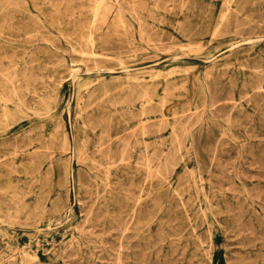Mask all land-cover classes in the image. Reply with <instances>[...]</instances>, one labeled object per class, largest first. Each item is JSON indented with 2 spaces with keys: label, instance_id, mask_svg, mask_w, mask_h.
I'll list each match as a JSON object with an SVG mask.
<instances>
[{
  "label": "rangeland",
  "instance_id": "obj_1",
  "mask_svg": "<svg viewBox=\"0 0 264 264\" xmlns=\"http://www.w3.org/2000/svg\"><path fill=\"white\" fill-rule=\"evenodd\" d=\"M100 1L0 0V264H264V0Z\"/></svg>",
  "mask_w": 264,
  "mask_h": 264
},
{
  "label": "bare ground",
  "instance_id": "obj_2",
  "mask_svg": "<svg viewBox=\"0 0 264 264\" xmlns=\"http://www.w3.org/2000/svg\"><path fill=\"white\" fill-rule=\"evenodd\" d=\"M101 1H103V0H101ZM100 1V2H101ZM21 2V1H20ZM127 2V1H126ZM3 4H4V2H2ZM97 3V2H96ZM262 4H264V3H262ZM98 5H99V3H98ZM0 6H2V5H0ZM6 6V5H5ZM4 6V7H5ZM14 6V5H13ZM9 7H11V5L9 6ZM93 7V6H92ZM98 7V6H97ZM126 7V6H125ZM33 8V7H32ZM119 9V8H118ZM117 9V10H118ZM137 9V8H136ZM151 9V8H150ZM91 10V9H90ZM110 11V10H109ZM122 11V10H121ZM92 12H95V10L93 11L92 10ZM129 12H131L130 10H129ZM152 12V11H151ZM149 13V12H148ZM96 14V13H95ZM95 14H93V15H95ZM140 14V13H139ZM3 15H5V14H3ZM104 15V14H103ZM116 15V14H115ZM102 16V15H101ZM123 16V15H122ZM142 16V15H141ZM93 17V16H92ZM151 17V16H150ZM136 18V17H135ZM112 19V18H111ZM138 19V18H137ZM92 20V19H91ZM119 20V19H118ZM111 22H113L112 20H110ZM139 21V20H138ZM151 22H152V19H151ZM36 23V22H35ZM106 23H108V22H106ZM117 23V22H116ZM101 24V23H100ZM122 24V23H121ZM154 24V23H153ZM30 25V24H29ZM146 26V25H145ZM200 26V25H199ZM239 26V25H238ZM104 27V26H103ZM111 27V26H110ZM113 27V26H112ZM147 27V26H146ZM242 27V26H241ZM244 27V26H243ZM43 29H45V28H43ZM40 30H42V29H40ZM124 30V29H123ZM233 30V29H232ZM238 30H239V28H238ZM42 31H44V30H42ZM84 31V30H83ZM155 32V31H154ZM242 32V31H241ZM238 33V32H237ZM240 33V32H239ZM34 34V33H33ZM89 34V33H88ZM0 36H2V35H0ZM61 36V35H60ZM156 36V35H155ZM7 37V36H6ZM11 38V37H10ZM50 38H52V37H50ZM67 38V37H66ZM139 38V37H138ZM14 39V38H13ZM35 39V38H34ZM53 39V38H52ZM69 39V38H68ZM85 39V38H84ZM39 40H40V38H39ZM88 40V39H87ZM92 40V39H91ZM97 41V40H96ZM145 42V41H144ZM75 43V42H74ZM85 44V43H84ZM118 44V43H117ZM151 44V43H150ZM4 45V43L2 44V46ZM86 45V44H85ZM98 45H99V43H98ZM120 45H121V43H120ZM147 45V44H146ZM1 46V45H0ZM5 46V45H4ZM91 46V45H90ZM161 46V45H160ZM95 47V46H94ZM124 47V46H123ZM90 48V47H89ZM124 49V48H123ZM38 50V49H37ZM128 50H130V49H128ZM33 51H34V49H33ZM39 51V50H38ZM43 51V50H42ZM29 52V51H28ZM40 52V51H39ZM124 52V51H123ZM130 52H131V50H130ZM82 54V53H81ZM30 55V54H29ZM84 55V54H83ZM32 56V55H31ZM34 57H35V55H33ZM32 56V57H33ZM88 56V55H87ZM99 56V55H98ZM15 57V56H14ZM110 58V57H109ZM87 59H88V57H87ZM92 60H93V58H92ZM64 63V62H63ZM17 65V64H16ZM47 65V64H46ZM14 66V65H13ZM70 66V65H69ZM228 67V66H227ZM14 69V68H13ZM9 72H10V70H8ZM12 71V70H11ZM255 71V70H254ZM3 73V72H2ZM138 73V72H137ZM261 73V72H260ZM259 75V74H258ZM243 76V75H242ZM254 77V76H253ZM1 79V78H0ZM260 79H262V78H260ZM233 80H234V77H233ZM251 80V79H250ZM7 81V80H6ZM208 81H209V78H208ZM212 82V81H211ZM254 82V81H253ZM256 82V81H255ZM10 83V82H9ZM221 83V82H220ZM230 84V83H229ZM258 84H260V83H258ZM12 85V84H11ZM211 85V84H210ZM231 85H233V84H231ZM193 86V85H192ZM216 86H218V85H216ZM255 86V85H254ZM261 86V85H260ZM228 87L230 88V86L228 85ZM32 88V87H31ZM216 88H218V87H216ZM220 88V87H219ZM232 88V87H231ZM212 89H214V88H212ZM247 89V88H246ZM245 89V90H246ZM11 91V90H10ZM144 91V90H143ZM214 91V90H213ZM218 91V90H217ZM220 91H222L221 90V88H220ZM229 92V91H228ZM12 93V92H11ZM238 93V92H237ZM163 94V93H162ZM178 94V93H177ZM224 94V93H223ZM220 95V94H219ZM225 95V94H224ZM227 95V94H226ZM232 95H234V94H232ZM249 96V95H248ZM221 97V96H220ZM239 97V96H238ZM216 98V97H215ZM223 98V97H222ZM221 98V99H222ZM231 98V97H230ZM249 98V97H248ZM224 99H225V97H224ZM219 100V99H218ZM11 101V100H10ZM19 101V100H18ZM161 105H162V103H161ZM49 106V105H48ZM119 106V105H118ZM140 106V105H139ZM163 106V105H162ZM22 107H23V105H22ZM250 107V106H249ZM258 107V106H257ZM256 107V108H257ZM3 108V107H2ZM4 111V110H3ZM259 111V110H258ZM141 112V111H140ZM143 112V111H142ZM7 113V112H6ZM43 113V112H42ZM24 114V113H23ZM139 114V113H138ZM253 114V113H252ZM259 113H257V115H258ZM3 115H5V114H3ZM142 115V114H141ZM253 116V115H252ZM3 117V116H2ZM8 117V116H7ZM92 117V116H91ZM1 118V117H0ZM190 118H191V116H190ZM189 118V119H190ZM257 118V117H256ZM2 119V118H1ZM3 120V119H2ZM94 120V119H93ZM81 121V120H80ZM184 121V120H183ZM96 122V121H95ZM100 122V121H99ZM101 123V122H100ZM127 123V122H126ZM144 123V122H143ZM163 123V122H162ZM167 123V122H166ZM91 124V123H90ZM125 124V123H124ZM141 125H142V123H141ZM91 126V125H90ZM99 126V125H98ZM182 126V125H181ZM140 127V126H139ZM153 128V127H152ZM160 128V127H159ZM185 128V127H184ZM120 129V128H119ZM130 129V128H129ZM141 129V128H140ZM139 129V130H140ZM154 129V128H153ZM234 129V128H233ZM145 130V129H144ZM149 130V129H148ZM159 130V129H158ZM163 130V129H162ZM222 130V129H221ZM96 131V130H95ZM152 130H150V132H151ZM160 131V130H159ZM171 131V130H170ZM181 131H183V129L181 130ZM190 131V130H189ZM240 131V130H239ZM116 132V131H115ZM114 132V133H115ZM146 132V131H145ZM149 132V131H148ZM158 132V131H157ZM163 132V131H162ZM180 132V131H179ZM185 132V131H184ZM111 133H113L112 131H111ZM117 133V132H116ZM142 133V132H141ZM173 133V132H172ZM238 133H241V132H238ZM99 134V133H98ZM170 134V133H169ZM184 134V133H183ZM190 134V133H189ZM112 135V134H111ZM222 135V134H221ZM131 136V135H130ZM171 136H172V134H171ZM174 136V135H173ZM211 136H212V134H211ZM244 136V135H243ZM24 137V136H23ZM52 137V136H51ZM137 137H138V135H137ZM181 137H182V135H181ZM184 137V136H183ZM226 137V136H225ZM12 138V137H11ZM98 138V137H97ZM143 138V137H142ZM175 138V137H174ZM178 138V137H177ZM205 138V137H204ZM228 138V137H227ZM20 139H21V137H20ZM45 139V138H44ZM52 139H54V138H52ZM114 139H116V137L114 138ZM135 139V138H134ZM10 140V139H9ZM14 140V139H13ZM113 140V139H112ZM119 140V139H118ZM139 140V139H138ZM174 140V139H173ZM181 140V139H180ZM144 141V140H143ZM160 141V140H159ZM171 141H172V138H171ZM4 142V141H3ZM92 142V141H91ZM136 142V141H135ZM139 142V141H138ZM156 142V141H155ZM175 142V141H174ZM186 142V141H185ZM184 142V143H185ZM192 142V141H191ZM197 142H198V140H197ZM214 142V141H213ZM234 142V141H233ZM6 143H8V142H6ZM96 143V142H95ZM108 143V142H107ZM123 143V142H122ZM140 143V142H139ZM179 143H181L180 141H179ZM133 144V143H132ZM149 144V143H148ZM170 144H172V143H170ZM168 145H169V143H168ZM175 145H176V143H175ZM175 145L173 144V145H171L172 147H175ZM181 145V144H180ZM183 145V144H182ZM5 146V145H4ZM3 146V147H4ZM117 146V145H116ZM138 146H140L139 144H138ZM146 146V145H145ZM99 147V146H98ZM153 147H154V145H153ZM159 147H161V146H159ZM170 147V146H169ZM184 147V146H183ZM193 147V146H192ZM138 148V147H137ZM7 149V148H6ZM123 149V148H122ZM168 149V148H167ZM173 149V148H172ZM178 149V148H177ZM221 149V148H220ZM144 150H145V148H144ZM176 150V149H175ZM174 150V151H175ZM203 150V149H202ZM201 150V151H202ZM95 151H97V150H95ZM140 151V150H139ZM157 151V150H156ZM168 151V150H167ZM178 151V150H177ZM3 152V151H2ZM117 152H118V150H117ZM141 152V151H140ZM145 152V151H144ZM147 152V151H146ZM131 153V152H130ZM153 153V152H152ZM176 153H178V152H176ZM203 153V152H202ZM156 154V153H155ZM170 154V153H169ZM180 154V153H179ZM12 155V154H11ZM92 155V154H91ZM100 155V154H99ZM112 155V154H111ZM118 155V154H117ZM139 155V154H138ZM141 155V154H140ZM139 155V156H140ZM143 155V154H142ZM185 155V154H184ZM10 156V155H9ZM8 156V157H9ZM32 156H34V155H32ZM126 156V155H125ZM152 156V155H151ZM168 156V155H167ZM146 157H147V155H146ZM166 157V156H165ZM164 157V158H165ZM197 157H198V155H197ZM207 157V156H206ZM106 158V157H105ZM108 158V157H107ZM109 158H110V156H109ZM118 158H119V156H118ZM154 158V157H153ZM170 158V157H169ZM183 158V157H182ZM186 159V158H185ZM199 159V158H198ZM151 160V159H150ZM165 160V159H164ZM179 160V159H178ZM183 161V160H182ZM113 162V161H112ZM146 162H148L147 160H146ZM159 162H160V160H159ZM144 163V162H143ZM6 164V163H5ZM125 164V163H124ZM147 164V163H146ZM156 164V163H155ZM210 164H211V162H210ZM97 165V164H96ZM103 165V164H102ZM141 165V164H140ZM139 165V166H140ZM148 165H150V164H148ZM166 166V165H165ZM163 167V166H162ZM45 168V167H44ZM51 168V167H50ZM172 168V167H171ZM170 168V169H171ZM4 169V168H3ZM48 169V168H47ZM165 169V168H164ZM41 170V169H40ZM106 170V169H105ZM136 170V169H135ZM143 170V169H142ZM112 171V170H111ZM137 171V170H136ZM156 171V170H155ZM7 172V171H6ZM103 172V171H102ZM108 172V171H107ZM167 172V171H166ZM183 172V171H182ZM181 172V173H182ZM189 172V171H188ZM170 173V172H169ZM3 174H4V172H3ZM172 174V173H171ZM199 174V173H198ZM197 174V175H198ZM6 175V174H5ZM18 175V174H17ZM88 175V174H87ZM87 175H85V176H87ZM103 175V174H102ZM106 175H108V174H106ZM106 175H104V176H106ZM147 175V174H146ZM220 175V174H219ZM39 176V175H38ZM154 176H155V174H154ZM190 177V176H189ZM222 177V176H221ZM85 178V177H84ZM83 179V178H82ZM98 179V178H97ZM175 179V178H174ZM244 179V178H243ZM31 180V179H30ZM29 180V181H30ZM193 181V180H192ZM159 182V181H158ZM165 182V181H164ZM163 183V182H162ZM170 183V182H169ZM173 183V182H172ZM90 185H91V183H89ZM194 184V183H193ZM16 185V184H15ZM161 185V184H160ZM103 186V185H102ZM17 187V186H16ZM19 187V186H18ZM82 187V186H81ZM166 187V186H165ZM219 187V186H218ZM183 188V187H182ZM208 188H209V186H208ZM103 189V188H102ZM169 189V188H168ZM169 191V190H168ZM181 191V190H180ZM183 191V190H182ZM188 191V190H187ZM19 192V191H18ZM97 192V191H96ZM175 193H176V191H174ZM222 192V191H221ZM245 193H246V191H245ZM162 194V193H161ZM165 194V193H164ZM176 194H178V193H176ZM21 195V194H20ZM11 196V195H10ZM25 196V195H24ZM12 197V196H11ZM23 197V196H22ZM32 197V196H31ZM13 198V197H12ZM180 198V197H179ZM20 201H21V199H19ZM181 200V199H180ZM198 200V199H197ZM14 201V200H13ZM17 201V200H16ZM138 201V200H137ZM225 201V200H224ZM12 202V201H11ZM20 203V202H19ZM105 203V202H104ZM14 204H16V203H14ZM13 204V205H14ZM21 204V203H20ZM68 205V204H67ZM184 206V205H183ZM197 206V205H196ZM220 206V205H219ZM225 207V206H224ZM17 208V207H16ZM184 208V207H183ZM27 210V209H26ZM32 210V209H31ZM63 211V210H62ZM201 211V210H200ZM13 212H14V210H13ZM186 212V211H185ZM194 212V211H193ZM196 213V212H195ZM6 214V213H5ZM22 214H24V213H22ZM35 214V213H34ZM17 215V214H16ZM28 215H30V214H28ZM9 216V215H8ZM14 216V215H13ZM18 216V215H17ZM195 216V215H194ZM204 216V215H203ZM202 216V217H203ZM228 216V215H227ZM23 217H24V215H23ZM25 218V217H24ZM262 218V217H261ZM200 219H201V217H200ZM251 219V218H250ZM2 220H4V219H2ZM25 220V219H24ZM179 220V219H178ZM189 220V219H188ZM5 221H8V218H7V220L5 219ZM23 221V220H22ZM48 221V220H47ZM29 222V221H28ZM202 222H203V220H202ZM201 222V223H202ZM259 222V221H258ZM12 223V222H11ZM34 223V222H33ZM200 223V222H199ZM19 224V223H18ZM246 224V223H245ZM259 224H260V222H259ZM245 226V225H244ZM243 227V226H242ZM199 228H200V226H199ZM205 229V228H204ZM194 230H196V229H194ZM8 231V230H7ZM26 231V230H25ZM36 232V231H35ZM189 232V231H188ZM193 232V231H192ZM206 232V231H205ZM204 232V233H205ZM261 232V231H260ZM83 233V232H82ZM187 233V232H186ZM190 233V232H189ZM208 233V232H207ZM210 234V233H209ZM6 235V234H5ZM82 235V234H81ZM264 235V234H263ZM2 236V235H1ZM205 236V235H204ZM225 236V235H224ZM7 237V236H6ZM199 237V236H198ZM180 238V237H179ZM197 238V237H196ZM48 239V238H47ZM74 239V238H73ZM72 239V240H73ZM206 239H208L207 237H206ZM81 240V239H80ZM197 240V239H196ZM209 240V239H208ZM187 241V240H186ZM75 242H77V241H75ZM82 242V241H81ZM15 243V242H14ZM200 243V242H199ZM210 243V245H211V242H209ZM16 244V243H15ZM189 243H187V245H188ZM202 244V243H201ZM79 245V244H78ZM70 246V245H69ZM201 246V245H200ZM212 246V245H211ZM214 246V245H213ZM213 249V248H212ZM205 251V250H204ZM201 253V252H200ZM205 253V252H204ZM262 254H264V253H262ZM23 255V254H22ZM208 255H209V253H208ZM25 256V255H24ZM29 256V255H28ZM118 257H120V256H118ZM31 258V257H30ZM231 259H232V257H230ZM240 258V257H239ZM120 261V260H119ZM118 261V262H119ZM33 262V261H32ZM38 262V261H37ZM192 262V261H191ZM6 263V262H5ZM30 264V263H29Z\"/></svg>",
  "mask_w": 264,
  "mask_h": 264
}]
</instances>
